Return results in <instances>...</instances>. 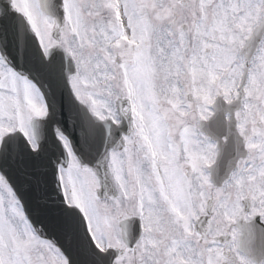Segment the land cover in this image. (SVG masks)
<instances>
[{
    "label": "snow or ice",
    "instance_id": "1",
    "mask_svg": "<svg viewBox=\"0 0 264 264\" xmlns=\"http://www.w3.org/2000/svg\"><path fill=\"white\" fill-rule=\"evenodd\" d=\"M0 264H264V0H0Z\"/></svg>",
    "mask_w": 264,
    "mask_h": 264
}]
</instances>
